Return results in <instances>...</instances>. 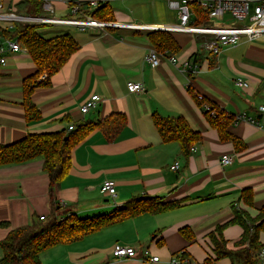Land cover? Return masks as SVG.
<instances>
[{
    "label": "crops",
    "instance_id": "crops-1",
    "mask_svg": "<svg viewBox=\"0 0 264 264\" xmlns=\"http://www.w3.org/2000/svg\"><path fill=\"white\" fill-rule=\"evenodd\" d=\"M32 1L37 0H3L6 6L14 5L16 15L37 17L30 13ZM40 1L42 12L38 16L44 13L43 5L50 4L53 18L59 19L71 18L70 7L78 2L102 4V0ZM105 4L112 10L113 21L104 23L103 28L38 25L45 38L69 34L78 44L76 52L51 77L50 86L33 91L31 100L41 113L39 121L27 123L22 107V81L35 72L27 52L7 54L5 66L0 67V145L19 141L27 134L103 121L111 114L125 118L124 127L111 140L96 128L72 149L71 168L52 198L40 158L0 167V241L10 230L30 225L33 218H49L53 205L58 216L70 210L85 218L106 214L135 199L155 197L176 202L179 207L158 215H139L78 242L57 245L40 254L41 263L146 264L143 250L149 249L160 258L157 264H169L179 252L189 261L203 264L213 256L208 234L232 218L233 207L255 218L264 206V132L246 122L235 123L233 118L227 130L246 144L244 151L235 152L231 142L219 140L193 94L202 95L226 114L234 117L244 113L264 126V116L258 114L264 105V35L255 40L242 37L236 46L212 56L203 48L212 36L170 33L179 49L161 54L174 55L177 63L162 58L152 68L145 60L154 50L149 33L128 26L174 25L178 23L177 12L166 0H107ZM83 10L88 13L86 7ZM196 19L192 16L191 23ZM24 25L28 24L16 23L14 30ZM186 61L197 67L190 81L182 71ZM238 79L247 87H237ZM129 82L141 84L143 91L129 92ZM92 95L100 97L97 108L81 114L80 106ZM153 115L183 117L201 136V142L191 147L195 151L185 157L176 143H163ZM223 155L231 156L230 165H221ZM174 163L177 171L171 170ZM105 180L115 184L113 197L100 191ZM245 190L252 192L250 205L240 199ZM183 229L191 239L182 234ZM241 234L238 225L225 227L227 249L236 250ZM259 239L264 245V234ZM115 246L136 248V256L117 260L111 254ZM213 264L232 263L221 259ZM259 264H264V250Z\"/></svg>",
    "mask_w": 264,
    "mask_h": 264
},
{
    "label": "trees",
    "instance_id": "trees-1",
    "mask_svg": "<svg viewBox=\"0 0 264 264\" xmlns=\"http://www.w3.org/2000/svg\"><path fill=\"white\" fill-rule=\"evenodd\" d=\"M30 13L38 16L42 12V2H30ZM197 17L194 22L199 25L206 20V14L198 7L193 6ZM97 21L111 23L112 10L108 4L99 5L90 13ZM42 26L28 24L21 26L13 33L4 32L6 36L13 37L26 49L27 54L35 66V72L22 81L25 121L35 123L41 119V113L31 100V95L36 88L49 87L51 77L56 74L69 60L70 56L78 49L75 39L69 34L52 38L43 37L38 30ZM140 32V31H139ZM153 49L159 53L176 52L178 46L169 32L162 30L147 31ZM44 76L39 81L40 77ZM191 94L193 92L191 91ZM202 107L207 102L216 110V115L210 116L203 111L209 126L217 132L221 142H231L235 152L246 149V144L228 132V127L233 121V116L226 114L206 99L197 100ZM155 128L163 143H176L187 157L190 148L201 142V136L194 132L187 121L181 117L152 116ZM125 125V118L120 114H111L103 121H87L72 125L71 130L62 129L56 132L27 134L19 141L0 145V167L22 165L40 158L42 168L49 179L51 198L53 191L58 187L71 168L72 149L81 142L94 129L100 128L111 140ZM240 199L246 204L252 203V192L245 190ZM179 207L176 202H165L155 197H145L132 200L110 212L93 217L81 218L72 211H66L62 216L57 215L56 206L53 205L49 218L39 220L33 218L30 225L10 230L5 238L0 241L2 257L0 264H42L40 254L57 246L78 242L84 237L96 233L103 228L116 225L139 215H158ZM7 224L3 223L2 226ZM229 225H238L242 229L240 239L235 243L236 250H229L223 238V230ZM182 234L191 239V234L183 229ZM260 234H264V206L255 218H250L247 213L233 207L232 218L222 225H218L208 234L212 243L213 256L203 264H213L221 259H229L232 264H259V254L264 250L260 242ZM175 256L179 259L187 258L184 252Z\"/></svg>",
    "mask_w": 264,
    "mask_h": 264
},
{
    "label": "built area",
    "instance_id": "built-area-1",
    "mask_svg": "<svg viewBox=\"0 0 264 264\" xmlns=\"http://www.w3.org/2000/svg\"><path fill=\"white\" fill-rule=\"evenodd\" d=\"M107 0H102L104 4ZM112 1V0H109ZM168 6L175 10L178 15V23L174 25L162 26L163 28H154L151 26L129 25L128 28L136 31H154L162 30L169 33H188L212 36L211 40L204 42L203 48L212 56H218L222 49L236 46L242 37L248 40H255L264 35V0H166ZM99 3L91 1L88 4L78 2L72 5L71 18L56 19L53 16H37L30 17L24 15H16L14 5L6 6L3 0H0V23H6L5 27L0 26V67L5 66L6 56L9 53L26 52L20 43L13 37L6 36L4 32L12 33L14 24H34V25H69L77 26L81 29H99L104 27V22L93 19L90 15V9H96ZM193 6L198 7L206 14V20L195 25L191 23L192 16H195ZM88 9L86 13L83 8ZM43 12L53 14V7L50 4L43 5ZM162 58H166L171 64L175 65L177 60L172 54H161L155 50H151L145 60L152 68H156ZM196 66L189 61L182 64V71L190 78L196 72ZM44 78V77H43ZM235 85L239 88H246L247 84L242 80H236ZM127 90L132 93L143 91L141 84L127 83ZM197 100H204L202 95L196 94ZM100 102V97L92 95L80 106L81 114L85 115L90 111H94ZM202 109L210 116L216 115V110L205 102ZM258 114L264 116V105L258 108ZM235 123L246 122L255 126L264 132V126L256 118L248 117L244 113H237L234 117ZM72 126L69 127V130ZM191 152L195 148L190 149ZM220 163L222 166L232 163L231 156L223 155ZM178 164L174 163L171 167L172 171H177ZM101 193L106 196L113 197L115 195V184L111 180H105L100 187ZM65 206V204H63ZM39 220H44V216H40ZM137 249L132 247L115 246L111 252L113 258L117 260L131 259L136 256ZM143 260L146 264H157L160 258L150 253L149 249L143 250ZM169 264H190L188 258L179 259L177 256L170 258Z\"/></svg>",
    "mask_w": 264,
    "mask_h": 264
},
{
    "label": "rangeland",
    "instance_id": "rangeland-1",
    "mask_svg": "<svg viewBox=\"0 0 264 264\" xmlns=\"http://www.w3.org/2000/svg\"><path fill=\"white\" fill-rule=\"evenodd\" d=\"M94 10H96V9H90V11L91 12H93ZM25 14H27V13H25ZM40 16H52L51 14H49V13H42ZM55 18H57V19H59V17H56V16H54ZM42 29L43 28H40L39 30H38V32L41 34V31H42ZM13 33V32H12ZM197 261V260H196ZM190 264H200V262L198 261V262H195L194 260H191L190 259Z\"/></svg>",
    "mask_w": 264,
    "mask_h": 264
},
{
    "label": "water",
    "instance_id": "water-1",
    "mask_svg": "<svg viewBox=\"0 0 264 264\" xmlns=\"http://www.w3.org/2000/svg\"><path fill=\"white\" fill-rule=\"evenodd\" d=\"M158 30H160V29H158Z\"/></svg>",
    "mask_w": 264,
    "mask_h": 264
}]
</instances>
